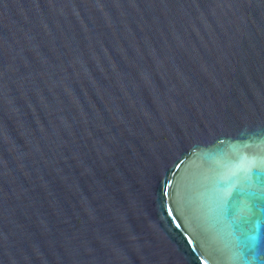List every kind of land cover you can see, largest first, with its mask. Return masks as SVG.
<instances>
[{
    "label": "water",
    "instance_id": "water-1",
    "mask_svg": "<svg viewBox=\"0 0 264 264\" xmlns=\"http://www.w3.org/2000/svg\"><path fill=\"white\" fill-rule=\"evenodd\" d=\"M0 264H264V0H0Z\"/></svg>",
    "mask_w": 264,
    "mask_h": 264
},
{
    "label": "snow or ice",
    "instance_id": "snow-or-ice-1",
    "mask_svg": "<svg viewBox=\"0 0 264 264\" xmlns=\"http://www.w3.org/2000/svg\"><path fill=\"white\" fill-rule=\"evenodd\" d=\"M253 240H255V237H253Z\"/></svg>",
    "mask_w": 264,
    "mask_h": 264
}]
</instances>
